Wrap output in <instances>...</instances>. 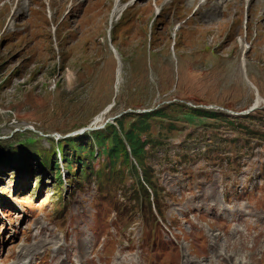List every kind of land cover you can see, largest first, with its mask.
<instances>
[{"label":"rangeland","instance_id":"1","mask_svg":"<svg viewBox=\"0 0 264 264\" xmlns=\"http://www.w3.org/2000/svg\"><path fill=\"white\" fill-rule=\"evenodd\" d=\"M115 2L0 0V142L24 149L0 152V264H44L41 255L48 264H147L150 255L148 264H160L162 250L152 242L145 250L140 214L128 221L124 213L116 223L123 227L108 222L111 252L91 231L92 215L117 214L111 202L95 203L93 168L103 154L88 158L83 175L71 165L70 178L60 162L61 184L30 155L117 119L126 129L136 113L173 102L182 108L169 104L150 120L151 131L166 132L165 144L140 167H153L174 196L164 195L161 222L178 264H264V172L257 186L235 179L264 161V139L233 126H264V0H121L118 9ZM245 113L253 118L236 116ZM213 146L219 154L206 157ZM173 150L192 154L185 164L193 175L168 168ZM224 156L233 166L242 160L241 170ZM129 180L117 183L125 190Z\"/></svg>","mask_w":264,"mask_h":264},{"label":"trees","instance_id":"2","mask_svg":"<svg viewBox=\"0 0 264 264\" xmlns=\"http://www.w3.org/2000/svg\"><path fill=\"white\" fill-rule=\"evenodd\" d=\"M173 104L178 109H181L179 103H168L166 105L159 106L155 110L151 111H141L136 113L135 119L128 126V128H123L120 120H115L114 124H107L102 127V129H95L88 133H80L77 135H71L68 137H63V142L60 144L61 140H57L55 146L51 149L37 148L32 151L31 157L34 158L35 165L38 164L41 168H49L52 177H54L57 183H62L60 179L61 168L59 163L62 162V166L66 171L70 169L71 165L77 170L78 174H82L84 168L88 164V158H95L97 154H103L106 158L101 159L99 165L93 168V173L96 175L94 181L97 185V195L95 197V203L98 207L107 208L108 205L105 203H112V207L117 209L116 219L113 225L116 228L123 227V224L117 223V220L121 221L124 213H127V220L131 221L135 214H140L144 229L146 231L147 240H160L158 238V222L155 214L150 207L149 191L152 194L153 204L156 206V211L158 215L162 214L161 203L162 197L164 195V186L160 184L159 179L156 178L154 174V168L150 165L144 164L143 168L140 165L143 163V158L148 152L159 145L163 146L165 144L164 135L166 132L160 128L155 131H151V119H160L164 116V109L167 105ZM174 108V107H173ZM194 108L187 110V112L193 115H203L208 118H227L224 112L215 110H203V112H198ZM254 115V114H253ZM252 114H238L239 118L252 119ZM261 116V115H260ZM228 123L233 124L230 120ZM170 122L165 126L168 127ZM233 126H240L247 133L248 137H256L257 141H262L264 139V126H254V124H249L245 122V125L233 124ZM246 142L247 139L245 140ZM10 144V143H8ZM11 145V144H10ZM6 144L0 142V152H7L10 154L23 152V148H18L17 146H10L9 149ZM146 146V147H145ZM208 153L206 157H211V155L219 154V149L213 146L212 148L206 147ZM179 151V152H178ZM1 152V153H2ZM191 153L186 150H173L169 155H165L166 161L168 162V167L172 170L178 169L177 165H181L180 169L184 171L188 176L192 175L189 167L186 166L187 160L190 158ZM230 168L236 169L237 162L235 166L230 163L229 156H225ZM134 160V163L132 160ZM13 163V162H11ZM137 166L140 168V173H137ZM85 171V170H84ZM84 173V172H83ZM14 171H11V176H13ZM67 177L70 178V172L68 170ZM83 175V174H82ZM139 176H141V181ZM129 177V182L127 183L125 190L119 187L117 183L118 180L126 181ZM122 190V194L121 191ZM117 191L120 195L125 196V201H120L117 197ZM116 192V195H115ZM122 196V199H123ZM118 200H117V198ZM107 201V202H105ZM110 203V204H111ZM99 213V212H98ZM106 213H99V215H104Z\"/></svg>","mask_w":264,"mask_h":264},{"label":"bare ground","instance_id":"3","mask_svg":"<svg viewBox=\"0 0 264 264\" xmlns=\"http://www.w3.org/2000/svg\"><path fill=\"white\" fill-rule=\"evenodd\" d=\"M120 1H121V0H119V1L116 0V2H115V7H116V9H118V7H119L118 3H120ZM49 5H51V3H50ZM49 8H50V7H49ZM118 74H119V69L117 70V73H116L117 77H118ZM117 80H118V79H117ZM248 83H249V85L251 86V82H248ZM259 101H260V100L258 99L257 102H259Z\"/></svg>","mask_w":264,"mask_h":264}]
</instances>
